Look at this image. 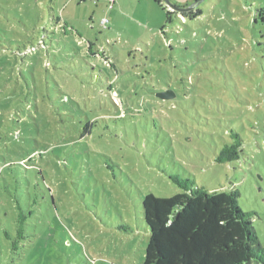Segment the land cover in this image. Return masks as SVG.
Masks as SVG:
<instances>
[{
	"label": "rangeland",
	"instance_id": "rangeland-1",
	"mask_svg": "<svg viewBox=\"0 0 264 264\" xmlns=\"http://www.w3.org/2000/svg\"><path fill=\"white\" fill-rule=\"evenodd\" d=\"M114 2L0 0V212L34 210L0 264H142L141 200L181 192L170 176L238 190L264 247V0L170 23ZM235 134L240 158L216 161Z\"/></svg>",
	"mask_w": 264,
	"mask_h": 264
},
{
	"label": "trees",
	"instance_id": "trees-1",
	"mask_svg": "<svg viewBox=\"0 0 264 264\" xmlns=\"http://www.w3.org/2000/svg\"><path fill=\"white\" fill-rule=\"evenodd\" d=\"M153 2L166 9L163 0ZM201 13L196 8L183 16L193 19ZM173 14L176 12H166L167 23ZM257 16L264 21V6L258 9ZM91 125L84 124L81 136L90 132ZM241 148V139L235 134L232 143L224 142L216 161L238 160ZM170 179L181 192L170 197L147 194L141 200L149 234L142 264H264V247L252 226V214L245 213L238 205V190L207 191L184 177L170 176ZM15 210L13 216L0 212V259L1 255L11 259L18 256L31 236L27 222L34 210H25L19 200Z\"/></svg>",
	"mask_w": 264,
	"mask_h": 264
},
{
	"label": "water",
	"instance_id": "water-1",
	"mask_svg": "<svg viewBox=\"0 0 264 264\" xmlns=\"http://www.w3.org/2000/svg\"><path fill=\"white\" fill-rule=\"evenodd\" d=\"M203 0H195L192 3H190V5L188 6H182V5H177L175 4L172 0H163V3L166 5V7L170 10V11H174L176 13H188L192 10H195L197 5ZM160 98L162 99H169L171 97L170 92L169 91H164L159 93L158 95Z\"/></svg>",
	"mask_w": 264,
	"mask_h": 264
},
{
	"label": "built area",
	"instance_id": "built-area-1",
	"mask_svg": "<svg viewBox=\"0 0 264 264\" xmlns=\"http://www.w3.org/2000/svg\"><path fill=\"white\" fill-rule=\"evenodd\" d=\"M90 1H92L94 4H96L97 3V0H90ZM108 2H109V7H111V6H113L114 5V0H107ZM105 22V21H104Z\"/></svg>",
	"mask_w": 264,
	"mask_h": 264
},
{
	"label": "crops",
	"instance_id": "crops-1",
	"mask_svg": "<svg viewBox=\"0 0 264 264\" xmlns=\"http://www.w3.org/2000/svg\"><path fill=\"white\" fill-rule=\"evenodd\" d=\"M175 4H182L185 3L188 0H172Z\"/></svg>",
	"mask_w": 264,
	"mask_h": 264
}]
</instances>
